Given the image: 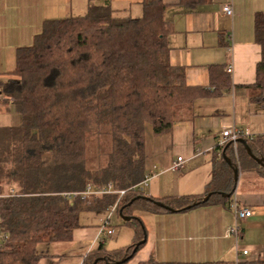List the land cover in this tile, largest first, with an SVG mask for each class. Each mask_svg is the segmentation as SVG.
<instances>
[{"label": "trees", "instance_id": "16d2710c", "mask_svg": "<svg viewBox=\"0 0 264 264\" xmlns=\"http://www.w3.org/2000/svg\"><path fill=\"white\" fill-rule=\"evenodd\" d=\"M209 1L181 3L194 10ZM167 9L163 0H144L142 15L134 17L104 0L83 15L46 21L34 44L18 50L15 70L0 74V100L10 101L20 116L19 123L0 127V232L6 235L0 241V264H38L42 245L74 239L81 214H107L115 205L119 216L132 217L124 221L135 232L132 243L108 250L101 237L83 264H128L148 235L135 212H169L142 198L147 197L142 187L148 177L146 129L158 136L168 133L194 115L198 100L228 91L231 80L223 66L211 65L214 89L187 85L185 69L170 62ZM255 32L261 60L249 87L252 101L264 106V13L255 16ZM105 138L110 142L105 163L90 166L88 146L100 147ZM241 140L264 159L263 137ZM227 145L216 148L215 179L227 166L224 151L239 172L248 164L264 177V167L244 145L238 142V157ZM109 184L124 194L74 200L65 195ZM203 199L153 200L176 212L194 204H231V196ZM139 264L233 263L160 262L151 256ZM244 264H264V257Z\"/></svg>", "mask_w": 264, "mask_h": 264}, {"label": "crops", "instance_id": "0c3cea01", "mask_svg": "<svg viewBox=\"0 0 264 264\" xmlns=\"http://www.w3.org/2000/svg\"><path fill=\"white\" fill-rule=\"evenodd\" d=\"M103 1L0 0V74L15 70L18 50L34 44L46 21L83 15L91 4ZM109 1L134 17L142 15L144 0ZM163 2L168 6L164 17L172 29L168 36L170 62L185 69L187 85L214 89L211 65L223 66L231 84L228 91L198 100L194 115L176 122L168 133L158 136L151 127L146 129L148 177L143 191L153 199L230 195L231 200L236 197L242 207L250 209L252 217L242 225L236 246L234 238L227 235L235 216L222 202L173 213L138 211L134 215L149 222L147 241L128 264H139L151 256L160 262H255L264 257V177L255 169H248L252 166L248 164L240 169L238 181L228 163L216 179L213 171L224 129L235 127L264 138V106L252 101L249 87L256 82V68L261 60L255 16L264 13V0H210L194 10L181 0ZM225 6L232 7V16L224 12ZM19 122L12 103L0 100V127ZM177 157L185 160L184 169L178 172L171 169ZM92 214L102 224L101 216L106 214ZM99 223L95 226L98 230ZM89 227L81 223L71 242L42 245L43 257L38 264H83L87 253L98 246L95 243L99 232H95L94 242L86 239L92 230ZM126 234L130 245L135 232L129 228ZM245 250L247 255L242 253Z\"/></svg>", "mask_w": 264, "mask_h": 264}, {"label": "built area", "instance_id": "2783aa9c", "mask_svg": "<svg viewBox=\"0 0 264 264\" xmlns=\"http://www.w3.org/2000/svg\"><path fill=\"white\" fill-rule=\"evenodd\" d=\"M224 12L232 16L233 9L231 6H225L223 8ZM228 72H232V68L228 69ZM223 142L220 144V146H224L226 143L231 144L233 147V151L236 157H238V148L237 144L238 141L243 138L253 139L255 136L249 134L247 131L239 130L235 127L224 129L222 132ZM185 160L183 157H177L176 160L173 161L171 169L173 171H182L184 169ZM147 181V180H146ZM146 181L143 183V186L146 184ZM142 186V187H143ZM137 187H133V189H136ZM109 194H119L122 196L124 194V191L115 190L112 184H109L107 186H92L88 185L86 189L82 192H75V193H67L65 194L68 198L71 200L76 199L78 196H81L82 199L92 197V196H103V195H109ZM230 208L234 213L235 216V223L230 226L227 230V235L229 237L234 238L236 246H238L239 238L241 235L242 225L246 222L247 219L252 217V212L250 209L242 207L238 199L236 197H233L231 200ZM117 212V205H115L108 213H116ZM99 228V234L97 237V241L101 240V237H110L115 235L116 231L114 228L110 225V215L105 218ZM2 238H6V235L0 232V241ZM243 255H247L248 252L245 250L242 252Z\"/></svg>", "mask_w": 264, "mask_h": 264}, {"label": "rangeland", "instance_id": "374dc122", "mask_svg": "<svg viewBox=\"0 0 264 264\" xmlns=\"http://www.w3.org/2000/svg\"><path fill=\"white\" fill-rule=\"evenodd\" d=\"M147 128H150L149 126ZM110 152V142H109V138H105L103 143L100 145L94 144L93 146H88V160H89V165L90 166H94L97 165L98 163H102L104 164L106 161V156L105 154ZM141 212V211H140ZM140 212H135L137 214H139ZM110 215V225L112 228H114V230L116 231L115 235L110 236V237H103V239L105 238L106 242H105V246L108 250H114V249H120L122 247H125L126 245L129 244V241L126 240L127 239V232L129 230V226L125 225L124 221L119 217V215L116 213H107L103 217L104 219L107 218ZM99 219V218H98ZM97 219V216H95L92 213H83L81 214L80 217V221L82 223V225H90V229L91 233H89L86 236L87 241L91 239V241L94 240L93 236L95 234V236L97 235L96 233L99 232L98 227L96 229L95 226H97L99 223V220ZM96 220L98 221L96 223ZM146 228V230L148 231V225L149 222H147V224L145 223V221L142 219L141 220ZM95 223V224H94ZM100 224V223H99ZM99 226H102L101 224ZM97 231V232H96ZM88 231H85V233L87 234ZM96 232V233H95ZM120 235L119 239H117V237ZM94 242V241H93ZM92 243V242H91ZM98 241L95 243V246H97Z\"/></svg>", "mask_w": 264, "mask_h": 264}, {"label": "water", "instance_id": "95a60500", "mask_svg": "<svg viewBox=\"0 0 264 264\" xmlns=\"http://www.w3.org/2000/svg\"><path fill=\"white\" fill-rule=\"evenodd\" d=\"M238 142L241 143V144H243V145L245 146V148H246V150H247V153L250 155V157H251L253 160L256 161V163H258L259 165H261V166L264 167V159H263V158H257V157H255V156L252 154V152H251V150L249 149V147L246 145V143H245L244 140H239ZM230 145H231V144H228V145H227V148H228ZM223 156H224L226 162L228 163V165L230 166V168H231V169L233 170V172H234V178H235V181H238V177H239V169H237V168H235V167L233 166V163H232V161H231L230 158H226V156H225V151L223 152ZM234 191H235V190H234ZM211 195H212V194H208V195L203 199L202 203H206V202L208 201V199L210 198ZM222 196H223V197H229L230 195H224V194H223ZM142 198L145 199V200H148V201H152L155 205H157V206H159V207H161V208H164V209L168 210L169 212H172V213H173V212H176V210H174V209H172V208L166 206V205L163 204L162 202L155 201V200H153L152 198H150V197H148V196H147V197H146V196H142ZM197 205H198V204H194L193 206H189V207H187L186 209L189 210V209H191V208H193V207H196ZM120 218H121L123 221H130V220L132 219V217H126V216H123L121 212H120ZM145 243H146V238H145L142 242H140V244H145ZM122 262H123V263L126 262V259L123 260ZM95 264H97V261L95 262Z\"/></svg>", "mask_w": 264, "mask_h": 264}]
</instances>
